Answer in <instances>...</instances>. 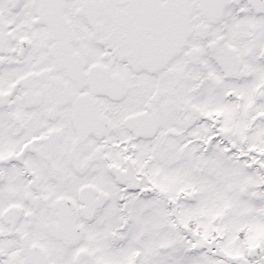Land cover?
I'll return each mask as SVG.
<instances>
[{
  "label": "snow or ice",
  "instance_id": "obj_1",
  "mask_svg": "<svg viewBox=\"0 0 264 264\" xmlns=\"http://www.w3.org/2000/svg\"><path fill=\"white\" fill-rule=\"evenodd\" d=\"M0 264H264V0H0Z\"/></svg>",
  "mask_w": 264,
  "mask_h": 264
}]
</instances>
